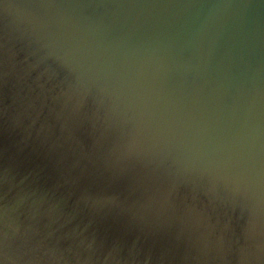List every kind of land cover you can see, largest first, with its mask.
I'll return each instance as SVG.
<instances>
[{"label": "water", "instance_id": "obj_1", "mask_svg": "<svg viewBox=\"0 0 264 264\" xmlns=\"http://www.w3.org/2000/svg\"><path fill=\"white\" fill-rule=\"evenodd\" d=\"M0 264H264V0H0Z\"/></svg>", "mask_w": 264, "mask_h": 264}]
</instances>
